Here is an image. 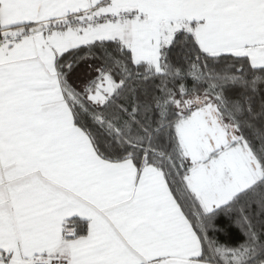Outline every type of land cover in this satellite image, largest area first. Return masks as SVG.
<instances>
[{
  "label": "snow or ice",
  "instance_id": "snow-or-ice-1",
  "mask_svg": "<svg viewBox=\"0 0 264 264\" xmlns=\"http://www.w3.org/2000/svg\"><path fill=\"white\" fill-rule=\"evenodd\" d=\"M0 264H264V0H0Z\"/></svg>",
  "mask_w": 264,
  "mask_h": 264
}]
</instances>
